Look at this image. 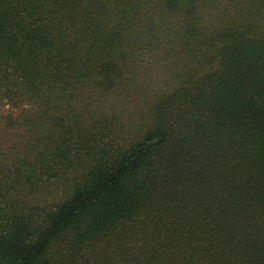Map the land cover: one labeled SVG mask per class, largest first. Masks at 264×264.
<instances>
[{"label":"trees","instance_id":"trees-1","mask_svg":"<svg viewBox=\"0 0 264 264\" xmlns=\"http://www.w3.org/2000/svg\"><path fill=\"white\" fill-rule=\"evenodd\" d=\"M0 264H264V0H0Z\"/></svg>","mask_w":264,"mask_h":264}]
</instances>
